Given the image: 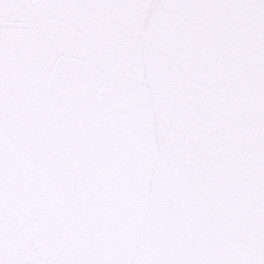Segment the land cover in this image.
I'll return each instance as SVG.
<instances>
[{
  "label": "snow or ice",
  "instance_id": "6c2138e0",
  "mask_svg": "<svg viewBox=\"0 0 264 264\" xmlns=\"http://www.w3.org/2000/svg\"><path fill=\"white\" fill-rule=\"evenodd\" d=\"M0 264H264V0H0Z\"/></svg>",
  "mask_w": 264,
  "mask_h": 264
}]
</instances>
